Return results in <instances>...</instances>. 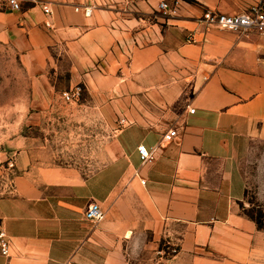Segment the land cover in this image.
Segmentation results:
<instances>
[{"label":"crops","instance_id":"crops-1","mask_svg":"<svg viewBox=\"0 0 264 264\" xmlns=\"http://www.w3.org/2000/svg\"><path fill=\"white\" fill-rule=\"evenodd\" d=\"M193 1L0 6V45L19 53L42 87L35 98L53 97L49 70L65 60L59 95L81 86L69 104L89 111L106 136L80 156L84 172L62 166L46 142L0 151V230L11 243L0 264H153L166 235L179 253L164 264H254L264 230L241 212L239 163L251 142H264V35L210 28L201 18L262 0ZM169 130L177 136L165 143ZM138 147L156 148L154 160L142 165ZM12 156L5 181L1 167ZM92 203L104 211L96 224L84 218ZM142 251L151 261L139 259Z\"/></svg>","mask_w":264,"mask_h":264},{"label":"rangeland","instance_id":"rangeland-1","mask_svg":"<svg viewBox=\"0 0 264 264\" xmlns=\"http://www.w3.org/2000/svg\"><path fill=\"white\" fill-rule=\"evenodd\" d=\"M3 4L5 0H0V6ZM258 4L264 9V0ZM66 70L65 60L50 69L55 94L49 100L36 99L35 90L40 86L37 87L35 77L23 66L19 53L0 45V151H9L12 142H35V147L41 150L42 142H46L47 149L61 158L62 166L84 172L87 163L80 156L94 153L106 136L89 111L81 112L77 107L75 110L73 104L62 100L59 93L67 82ZM75 156L80 159H73ZM239 165L247 185L241 212L255 219L264 230V142H251ZM259 251L254 264H264V241ZM139 259L151 261L152 256L142 251Z\"/></svg>","mask_w":264,"mask_h":264},{"label":"built area","instance_id":"built-area-1","mask_svg":"<svg viewBox=\"0 0 264 264\" xmlns=\"http://www.w3.org/2000/svg\"><path fill=\"white\" fill-rule=\"evenodd\" d=\"M26 3L37 4V0H5L7 10L12 12L21 11L22 7ZM43 13L46 16L52 14L49 4L39 3ZM158 10L166 14L168 10L167 4L162 1L158 4ZM83 14L88 17L91 14V8H83ZM201 21L210 28H216L219 30L236 31L239 33L255 32L264 35V9L261 4H255L249 7L247 10L237 14H223L220 12L205 10ZM48 26V24H47ZM82 94L81 86H75L74 88L62 93V100L65 103H73L80 99ZM190 113H194V109L190 110ZM120 125H124L125 121L120 120ZM177 136L176 130H169L162 136V141L170 143L173 138ZM138 156L142 165L147 164L154 160L156 148L147 149L145 147L137 148ZM15 166L14 156L10 157L4 166L1 167L2 179L6 181V177L9 178L7 172L13 170ZM9 189H12V183L8 179ZM86 221L96 224L104 218V211L97 203L89 205L84 213ZM11 243L9 237L3 230H0V256L8 258L10 256ZM179 253V245L166 235L160 242L158 248L155 250L153 258V264H164L174 258Z\"/></svg>","mask_w":264,"mask_h":264},{"label":"trees","instance_id":"trees-1","mask_svg":"<svg viewBox=\"0 0 264 264\" xmlns=\"http://www.w3.org/2000/svg\"><path fill=\"white\" fill-rule=\"evenodd\" d=\"M185 1L190 2V3H193L194 2L193 0H185ZM249 218L252 219V220H254L257 223V226L259 227V229H261L260 226L258 225V222L255 219H253L251 217H249Z\"/></svg>","mask_w":264,"mask_h":264}]
</instances>
